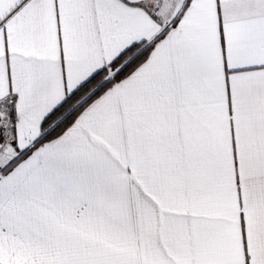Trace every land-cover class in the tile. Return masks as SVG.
<instances>
[{"label": "snow or ice", "instance_id": "6c2138e0", "mask_svg": "<svg viewBox=\"0 0 264 264\" xmlns=\"http://www.w3.org/2000/svg\"><path fill=\"white\" fill-rule=\"evenodd\" d=\"M0 264H264V0H0Z\"/></svg>", "mask_w": 264, "mask_h": 264}]
</instances>
